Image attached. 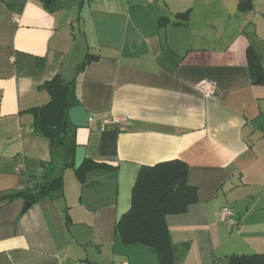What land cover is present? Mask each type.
<instances>
[{"label": "crops", "instance_id": "crops-1", "mask_svg": "<svg viewBox=\"0 0 264 264\" xmlns=\"http://www.w3.org/2000/svg\"><path fill=\"white\" fill-rule=\"evenodd\" d=\"M47 2L0 0V264H157L115 224L140 167L170 159L197 189L186 211L165 216L173 264L264 253V83L246 59L251 48L264 70V0L245 10L239 0ZM87 54L97 57L77 73ZM56 75L75 79L73 99L90 113L86 127L69 123L67 145L109 165L82 181L62 148L47 166L48 141L32 129L29 110L49 101L40 86ZM202 79L212 96L194 89ZM118 117L107 126L118 129L115 151L102 155L99 123ZM58 176L62 190L27 207L4 198Z\"/></svg>", "mask_w": 264, "mask_h": 264}, {"label": "trees", "instance_id": "trees-1", "mask_svg": "<svg viewBox=\"0 0 264 264\" xmlns=\"http://www.w3.org/2000/svg\"><path fill=\"white\" fill-rule=\"evenodd\" d=\"M46 7L51 9V0ZM251 7L250 0H239V9ZM186 18L187 13L179 14ZM87 54L77 66V73L86 64L96 58ZM246 59L253 82L264 83V70L251 48L246 50ZM49 94V101L41 106L31 108L32 129L44 136L49 145L50 161L55 160L58 149L64 150L63 168H72L75 176L82 181L86 171L94 168H108L109 165L94 160H84L81 166L74 169L73 154L74 139L69 145L66 143V133L69 127L67 110L77 106L73 99L75 79L64 81L58 75L45 81L41 86ZM117 127L102 132L99 152L107 155L115 151ZM70 158V159H69ZM187 169L185 162L170 159L153 165H142L137 173L131 189V203L129 209L121 215L115 224V231L123 244H143L156 253L157 264H173L172 246L169 239L165 216L186 211L188 205L196 202L197 189L187 183ZM50 171L47 167L46 176ZM63 188L61 176L45 179L35 190L17 192L4 198L22 197L26 204H32L52 196L53 192ZM229 264H264V253L237 254L228 257Z\"/></svg>", "mask_w": 264, "mask_h": 264}, {"label": "built area", "instance_id": "built-area-1", "mask_svg": "<svg viewBox=\"0 0 264 264\" xmlns=\"http://www.w3.org/2000/svg\"><path fill=\"white\" fill-rule=\"evenodd\" d=\"M14 19L17 21V17L15 16ZM194 89L204 98L210 97L214 93V85L212 82L207 80H200L195 83ZM123 117H118V119H104L99 123V130L101 132L105 131L107 129L108 125H117V123H123L124 122ZM219 214L221 218L224 220V222L229 226H235L236 221L233 217V213L231 209L228 206H224L220 209Z\"/></svg>", "mask_w": 264, "mask_h": 264}, {"label": "water", "instance_id": "water-1", "mask_svg": "<svg viewBox=\"0 0 264 264\" xmlns=\"http://www.w3.org/2000/svg\"><path fill=\"white\" fill-rule=\"evenodd\" d=\"M67 117L70 124L75 127H86L89 119L90 113L85 110L81 105L71 106L67 110ZM84 160V148L83 146H77L75 148V156H74V168L77 169L80 167ZM29 204H26V207Z\"/></svg>", "mask_w": 264, "mask_h": 264}]
</instances>
